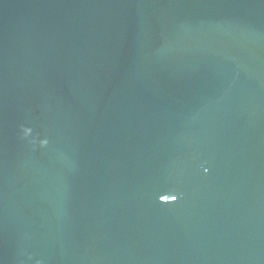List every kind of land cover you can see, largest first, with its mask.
<instances>
[{
    "label": "water",
    "instance_id": "95a60500",
    "mask_svg": "<svg viewBox=\"0 0 264 264\" xmlns=\"http://www.w3.org/2000/svg\"><path fill=\"white\" fill-rule=\"evenodd\" d=\"M0 264H264V0H0Z\"/></svg>",
    "mask_w": 264,
    "mask_h": 264
},
{
    "label": "clouds",
    "instance_id": "9594fccd",
    "mask_svg": "<svg viewBox=\"0 0 264 264\" xmlns=\"http://www.w3.org/2000/svg\"><path fill=\"white\" fill-rule=\"evenodd\" d=\"M45 144L47 143V141L44 142Z\"/></svg>",
    "mask_w": 264,
    "mask_h": 264
},
{
    "label": "snow or ice",
    "instance_id": "6c2138e0",
    "mask_svg": "<svg viewBox=\"0 0 264 264\" xmlns=\"http://www.w3.org/2000/svg\"><path fill=\"white\" fill-rule=\"evenodd\" d=\"M173 199H175V197H173Z\"/></svg>",
    "mask_w": 264,
    "mask_h": 264
}]
</instances>
